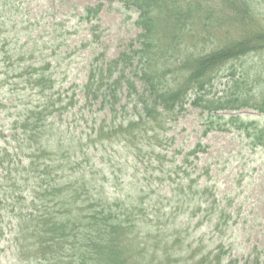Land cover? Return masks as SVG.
Masks as SVG:
<instances>
[{"label": "trees", "instance_id": "16d2710c", "mask_svg": "<svg viewBox=\"0 0 264 264\" xmlns=\"http://www.w3.org/2000/svg\"><path fill=\"white\" fill-rule=\"evenodd\" d=\"M97 1L98 6L86 9L89 17L97 18L105 2L118 3L138 14L139 32L118 58L90 69L82 85L85 106L92 113L99 104L105 113L101 120L87 113L93 128L82 132L85 143L78 153L71 125L64 120L76 107V95L65 103L62 94L55 98L52 77L29 74L27 84L40 98L15 115L10 164L2 162L12 188V255L17 264H182L158 231H144L143 219L150 213L142 188L137 200L109 198L96 179L99 170L87 171L95 168L90 151L126 148L134 140L139 145L147 141L154 149L151 141H166L160 137L167 134V123L189 103L206 112L204 134L232 128L252 148H264V127L240 114L244 108L264 113V91L258 100L250 72L237 66L250 54L264 53L261 11L254 0H218L221 11L239 24L231 31L212 26L217 4L205 0ZM172 57L178 65L169 63ZM229 64L230 88L210 98V89ZM202 149L198 143L190 153ZM76 153L80 157L72 160ZM215 222L216 230L221 229ZM257 250L243 264H264V251ZM227 251L219 245L194 264H222Z\"/></svg>", "mask_w": 264, "mask_h": 264}, {"label": "rangeland", "instance_id": "374dc122", "mask_svg": "<svg viewBox=\"0 0 264 264\" xmlns=\"http://www.w3.org/2000/svg\"><path fill=\"white\" fill-rule=\"evenodd\" d=\"M206 1L216 6L218 0ZM254 1L261 11L260 23L264 22V1ZM98 3L0 0V264H17L11 245L12 188L2 162L10 164L15 115L40 98L27 84L29 74L33 73L34 78L52 77L55 98L62 94L65 103L76 95V107L64 120L71 125L70 137L78 153L85 143L82 132L89 133L93 128L92 122L86 121L90 111L85 106L82 87L90 69L101 61L118 58L139 32L138 14L118 3L105 2L97 18L89 17L88 8ZM212 23L213 27L231 31L238 24L218 4ZM169 63L178 65L174 57ZM239 65L250 72L249 84L260 100L264 91V53L250 54ZM230 66L220 73L221 78L209 91L210 98L221 97L230 88L226 83ZM239 73L237 70V77ZM104 113L98 104L91 115L101 120ZM240 114L264 127V113L244 108ZM205 117L200 106L189 103L175 121L167 123V134L160 137L166 141L153 139L154 149L147 141L139 145L134 140L125 144L126 148L114 145L107 151H90L95 168L88 167L87 171L99 170L96 179L111 199L137 200L142 188L150 213L143 219L144 231L152 227L158 231L164 237L162 243L167 249L173 246L182 264H194L202 255L216 252L219 245L228 250L222 264L231 258L243 264L254 249L264 251V148H252L245 136L232 128L204 134ZM198 143L203 149L190 153ZM77 153L72 160L80 157ZM217 220L221 228L218 230Z\"/></svg>", "mask_w": 264, "mask_h": 264}]
</instances>
